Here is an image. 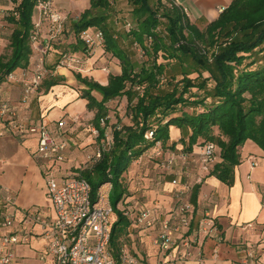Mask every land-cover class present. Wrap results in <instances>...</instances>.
Segmentation results:
<instances>
[{
  "label": "trees",
  "instance_id": "trees-1",
  "mask_svg": "<svg viewBox=\"0 0 264 264\" xmlns=\"http://www.w3.org/2000/svg\"><path fill=\"white\" fill-rule=\"evenodd\" d=\"M41 1L46 0H12L15 7L7 23L13 25V30L4 33L10 54L0 56V85L16 70L27 69L31 63L36 34L33 17ZM116 1L90 0V7L78 20H72L76 41L70 53L89 57L91 53L81 34L91 28L99 29L105 36L106 51L122 65V73L110 76L107 86L78 76L87 87L81 97L88 101L89 110L96 112L93 124L102 138L106 128L101 127V119H106V127L109 126L107 103L123 96L129 100L126 120L114 124L113 148L96 165L89 170L81 169L77 175L90 182L94 195L108 182L113 184V191L119 190L117 207H113L116 220L110 244L112 255L118 258L123 251V238L134 222L118 208L127 194L124 175L134 162L155 149L157 143L166 148L171 142L173 149L179 143L185 152L216 143L221 149L222 162L211 175L228 186L233 185L235 169L241 162L239 149L248 140L264 151V0H233L216 21L203 28L192 23L171 0H126L134 23L132 28L123 26L126 34L109 24ZM5 11L4 17L9 10ZM150 38L152 44L148 48ZM129 40L132 46L138 43L147 56H152V65L138 69L139 65L132 60L134 55L126 46ZM185 60L193 61L198 76L191 78L193 72H185L182 80L168 82L170 90L164 88L162 80L168 74L169 64L184 65ZM45 84L52 87L56 82ZM94 91L103 96L102 101L93 96ZM199 91L205 92L203 99L197 97ZM184 106H190L193 111H183ZM199 106L203 109L198 110ZM179 110L182 113L175 115ZM172 128L181 132L179 142L171 140ZM149 132L154 133L152 139L146 138Z\"/></svg>",
  "mask_w": 264,
  "mask_h": 264
},
{
  "label": "crops",
  "instance_id": "crops-1",
  "mask_svg": "<svg viewBox=\"0 0 264 264\" xmlns=\"http://www.w3.org/2000/svg\"><path fill=\"white\" fill-rule=\"evenodd\" d=\"M51 1L67 17V21L65 32L52 42L51 50L46 56L48 71L46 80L40 89L30 96L28 102H22L24 81L31 76L34 63L41 56L36 44L32 49L29 67L16 70L13 73L15 78H6L7 80L0 85V99L18 113L16 121L9 114L2 117L0 115V131L7 127H15L13 131L0 136V187L11 189L15 200L14 206L7 208L0 195V214H15L17 221L12 229L14 232L24 228L22 212L25 210L39 213L47 220H52L54 216L46 196V172L50 165L37 155V136L21 133L16 126L28 128L45 120L54 130V134L62 136L68 142L65 160L57 165V171L60 176H77L87 155L93 153L98 145V140L91 133L96 112L89 110L88 101L81 97L82 91L87 87L78 80V76L107 86L110 76L122 73L120 60L107 52L104 44L96 47L89 57H83V53H79L78 56L83 58V64L78 69L59 65L62 54L70 53V47L76 41L71 28L72 21L68 22V17L79 14L73 19L78 20L90 6L87 0ZM232 1L175 0L181 10L186 11L184 12L190 21L202 28L216 21L221 14L220 9L228 8ZM10 3L12 4L10 0H0V8L9 10ZM37 19L38 15L34 14L35 30ZM48 25V21L45 20L41 25L39 32L43 37L48 32ZM114 29L119 31L115 27ZM8 44L4 31L0 29V56ZM135 48L140 56L136 46ZM51 80L56 84L52 87L46 86L45 82ZM92 94L98 101L103 100L100 93L94 91ZM128 106L127 96L107 103L109 123H112L108 129L111 130L115 123L113 115L115 116L116 111H120L123 115L120 117L123 119ZM180 139L181 132L172 128L171 140L179 142ZM179 146L177 145L178 148ZM239 152L241 162L235 169L232 186L224 184L213 175L206 176L202 185H195L193 177L198 173V169L190 177H184L185 180L190 178L184 200L192 204L195 211L190 228H183L175 235V240L179 244L175 250L177 253L175 261L155 245L157 232H144L135 222H132V227L125 238L127 244H124L123 250L130 251L145 264H239L246 250L252 248L257 254L258 261L264 264V151L253 141L248 140ZM254 163L256 165H253ZM134 171L132 169L129 172L130 177ZM139 175L144 177L141 196L145 198V203H141L149 208L158 207V214L166 216L177 205L175 188L171 184L172 176L159 169L152 171L150 178L143 170ZM196 188L198 192L195 194ZM132 201L135 200H123L122 203L124 205ZM208 213L216 220L221 241L199 233L202 219ZM115 220L114 218L113 222ZM190 241L192 245L187 250L183 244ZM45 249L46 242L42 237L41 227L36 225L29 243L16 248L18 264H44L39 255ZM187 253L189 255H186Z\"/></svg>",
  "mask_w": 264,
  "mask_h": 264
},
{
  "label": "built area",
  "instance_id": "built-area-1",
  "mask_svg": "<svg viewBox=\"0 0 264 264\" xmlns=\"http://www.w3.org/2000/svg\"><path fill=\"white\" fill-rule=\"evenodd\" d=\"M10 1L12 2V0ZM171 2L179 7L175 0H171ZM38 6L40 21L36 24V30L40 31L44 20H48L50 32L41 44H38V33L33 37V46L38 44L36 49L39 50L41 56L34 63L31 76L24 81L23 103L28 102L30 96L36 93L46 80L48 76L46 56L51 50L52 42L64 33L67 21V17L54 6L52 1H41ZM224 11L225 8L220 9V13ZM5 15V9L0 8V19ZM126 27L134 26L128 22ZM80 38L89 48L91 54L105 41L104 33L93 28L84 31ZM151 44L150 38L147 47L149 48ZM134 46L137 47L140 56L146 55V50L141 45L136 43ZM58 63L62 67L78 69L83 64V58L66 53ZM13 78L15 75L11 74L7 79ZM7 114L15 121L18 119L17 111L0 99V115L2 117ZM16 127L21 133L37 136V155L50 165L46 172V196L51 201L54 216L52 220H47L39 213L25 210L22 212L24 228L14 232L12 229L17 221L15 214H0V264H18L16 248L29 243L34 235L36 225L41 227L42 237L46 242L45 251L39 255L44 264H51V261L52 264H145L128 250H123L118 258H115L110 251L114 214L110 196L113 184L111 182L103 184L94 195L92 186L87 179L73 175L60 176L56 167L65 160L68 142L62 136L54 134V130L48 126L45 120L28 128H24L22 125ZM101 127L106 128L103 138L98 128L94 127L91 130L92 135L98 140V145L93 153L87 155L84 169L89 170L96 165L104 153L110 151L114 146L113 132L108 131L110 129L106 127V119H101ZM14 128L7 127L0 131V136L13 131ZM153 136L154 133L149 132L146 138L152 139ZM158 147H162L160 142L155 148ZM221 162V150L214 143L196 146L192 152L178 154L170 152L164 162V168L165 172H168L173 178L171 184L175 188L177 205L166 216H161L158 214V207L149 208L135 200L126 205L124 216L133 220L137 227L144 232H157L155 245L175 261L177 258L175 250L179 247L175 235L180 233L183 228H190L195 211L193 205L184 200L189 187L183 185V180L184 177L191 176L188 171L189 165L196 163L198 173L192 177L195 185H202L205 177L211 175L216 165ZM11 191L9 188L0 187L3 204L7 208L14 206L15 203ZM199 233L215 237L219 241L222 240L216 220L209 213L203 217ZM191 245V241L183 244L187 250ZM239 264L261 263L257 259L256 252L251 248L246 250L245 256Z\"/></svg>",
  "mask_w": 264,
  "mask_h": 264
},
{
  "label": "rangeland",
  "instance_id": "rangeland-1",
  "mask_svg": "<svg viewBox=\"0 0 264 264\" xmlns=\"http://www.w3.org/2000/svg\"><path fill=\"white\" fill-rule=\"evenodd\" d=\"M87 3L90 6V0H87ZM155 4L156 3H154V5ZM10 6H11V8L8 11V15L6 17H3V18L0 19V29L2 31H4L5 34H9L10 31L13 30V25H10V24L7 23V18L9 16L10 12H12L11 10L13 9V7H15L13 3L12 4L10 3ZM113 7H114V9L112 11V17H111V20L109 21V24L110 25H114L119 30V33L122 32V34H126L123 26H126V24L128 22H130L134 26V23H133V21L131 19V15H130L131 14L130 5L127 3L126 0H117L114 3ZM38 10H39V6L36 7V10H35L34 14L38 15V19H37L38 21L37 22L39 23L40 18H39V11ZM162 10L163 9L161 8V11ZM78 16H79V14H75V15H73V17H68V20H69L68 22L72 21L73 19L77 18ZM48 23H49V25L47 26L48 32H47V34H45L46 35L45 37H43V35H41L42 34L41 32L35 30V33L36 34L38 33V39H37L38 40V44H41L42 42H44V39L47 36H49L48 34L50 32V22L48 21ZM69 24L70 23H68V25ZM58 38H60V36ZM131 43L132 42H130V40L127 41L126 42V46L129 47V49L131 50L132 54L134 55L132 60L137 62V64L139 65L138 69H140L142 66H147L148 67V66L152 65V60H151L152 56H147L146 55L144 57H141V59H140V56L135 52L136 48L134 46H132L133 43L132 44ZM8 45H7V47L4 48L3 54H6V55L10 54V49L8 48ZM169 65H170V67H168L169 68L168 74L162 80V82H163L162 86L164 88H166L167 90H170L172 88L171 85H168V82L172 81L171 84H174L177 81L182 80L184 78V76H185V72H188V73L193 72L192 74H190L191 78H196L198 76V74L196 72L194 73V71H196V65L193 63L192 60H185L184 65H181L179 62H176V63L173 62V63H170ZM206 75L207 74H204V76H206ZM197 94H198L197 97L199 99H203L204 96H205V92L204 91H199V92H197ZM208 102H210V100H208ZM119 103L122 104L121 102H119ZM201 109H203V107L199 106L198 110H201ZM183 111L191 113L193 111V109L190 106H186V107L184 106ZM126 112H127V110H126ZM181 113L182 112L179 110V112H177V114H175V115H180ZM120 116H123V115H121L120 111L117 110L115 116L113 115V120L115 121V123H113V124H121V122L124 121V117H126V115L123 117V119ZM109 124H112V123H109ZM113 128H114V125L112 126L111 130H108V131H110V133H112L113 130H114ZM214 132H215V135L218 136L217 128H214ZM201 141H203V140H201ZM201 141H199V142H201ZM167 145L169 147H166V148L158 147V148H155V149L149 151L145 155V157L143 156L142 158H139L138 161H136V162H134L132 164L131 168L129 169V172L132 169H134L135 171L133 172V175L130 177L129 173H126L124 175V178H123L124 185L127 188V194L124 196V198H125L124 200L133 199V200H138L140 202L145 203V198H142V196H141V189L144 186V179H143L144 177H141L139 175L141 173V171L142 170L144 172L146 171L148 173L147 177L151 176V172L156 170V169L164 171L165 170L164 162H165L166 157H168L170 152H174V153H177V154L181 153V152H185L182 144H178V145H180L179 148L176 147L174 149L172 147H170L171 142H169ZM86 162H87V157H86L84 163L81 165V168H83V169L85 168ZM87 166H88V164H87ZM181 166H180V168H181ZM197 169L198 168H197L196 163H193V164L189 165V168H188L189 174L196 173ZM144 176H146V174ZM189 183H190V178H187L186 180L185 179L183 180V185L184 186H188ZM118 196H119V190L118 189L112 191L111 196H110V201H111L112 206L115 209L117 207L116 204H117ZM185 196H186V194H185ZM49 204H51V201L49 202ZM126 205L127 204L123 205V203H122L118 207L119 210L123 214H124L125 209L127 207ZM51 206H52V204H51ZM125 217H127V216H125ZM113 220H114V218H113ZM122 243L123 244H127V240L125 238H123Z\"/></svg>",
  "mask_w": 264,
  "mask_h": 264
}]
</instances>
